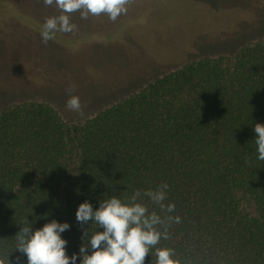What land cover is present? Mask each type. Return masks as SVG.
<instances>
[{"label":"trees","instance_id":"16d2710c","mask_svg":"<svg viewBox=\"0 0 264 264\" xmlns=\"http://www.w3.org/2000/svg\"><path fill=\"white\" fill-rule=\"evenodd\" d=\"M18 3L0 0V31L23 15ZM142 14L122 21L116 35H102L134 48L136 84L112 77L78 90L83 116L40 99L36 86L27 85L25 97L19 85H0V257L10 264L17 257L27 264L16 250L25 221L33 231L52 220L68 223L61 236L71 257L103 231L89 221L82 239L78 206L88 201L96 210L136 190L149 213L180 217L156 247L174 249L182 264H264V161L253 131L264 124V35L256 36L264 20L224 26V37L201 30L182 40L175 57L160 40L168 28L138 24ZM135 28L143 40L133 46L125 35ZM119 75L126 80L127 69ZM164 183L172 213L143 195ZM155 260L153 248L145 264Z\"/></svg>","mask_w":264,"mask_h":264},{"label":"rangeland","instance_id":"374dc122","mask_svg":"<svg viewBox=\"0 0 264 264\" xmlns=\"http://www.w3.org/2000/svg\"><path fill=\"white\" fill-rule=\"evenodd\" d=\"M18 7L23 15L15 13L18 16L5 20L0 31V85H19L22 89L20 95L25 97L24 88L36 86L41 91L40 99L64 104L70 95H76L78 90L81 93L90 85H109L107 82L112 79L118 85H125V82L136 84L134 48L106 42L102 35L114 32L116 35L122 21L129 22L141 11L143 14L137 19L138 24L147 21L168 28L169 31L160 33V40L166 46L167 55L170 53L175 57L182 54V40L201 33V30L209 28L224 37L227 35L224 26H247L264 20V0H131L126 6L127 12L114 22L107 14L82 19L80 11L72 13L71 23L77 26V30L56 32L54 39L45 44L41 37L42 26L46 18L59 16V9L45 6L43 0H19ZM207 13H211L215 20L206 21L210 17ZM138 32L141 30L130 29L125 35L133 46L143 40L140 37L143 35ZM258 33V37L264 35ZM219 49V53L232 51L231 47ZM123 69H127L126 80L118 76ZM72 85H75V91L70 93ZM67 110L66 113L72 114Z\"/></svg>","mask_w":264,"mask_h":264},{"label":"clouds","instance_id":"9594fccd","mask_svg":"<svg viewBox=\"0 0 264 264\" xmlns=\"http://www.w3.org/2000/svg\"><path fill=\"white\" fill-rule=\"evenodd\" d=\"M130 2L131 0H43L45 6H55L61 14L46 18L41 31L42 40L46 44L54 39L56 32L76 31L77 26L71 23V14L76 11H80L82 19H87L89 15L107 14L114 22L122 13L127 12L126 6ZM74 91L75 85L70 86L69 92ZM66 107L84 115L83 105L77 95H70ZM253 131L257 158L264 161V124L255 123ZM167 190L168 185L164 183L155 191L149 190L143 195L158 205L162 212L172 213L175 205L164 204ZM141 195V191L136 190L125 200L113 196L102 200L96 210L88 201L81 203L76 211V220L83 232L82 239L88 235L84 225L89 221L96 223L103 231H96L91 236L90 246L82 245L79 254L68 256V242L61 234L69 229V224L56 220L35 231L25 221V226L16 234V250L27 257V264H76L78 258L80 264H145L146 257L155 248V264H182L174 249L156 247L161 239H169L168 228L172 222L180 223V217L167 215L162 218L155 211L149 213L145 204L137 202ZM89 248L90 255L87 254ZM0 264H10L9 257H0Z\"/></svg>","mask_w":264,"mask_h":264}]
</instances>
